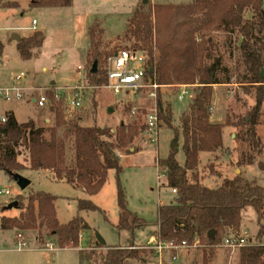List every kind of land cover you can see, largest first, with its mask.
I'll return each mask as SVG.
<instances>
[{
    "label": "trees",
    "instance_id": "16d2710c",
    "mask_svg": "<svg viewBox=\"0 0 264 264\" xmlns=\"http://www.w3.org/2000/svg\"><path fill=\"white\" fill-rule=\"evenodd\" d=\"M71 4L72 0H32L29 6L62 7ZM246 10L251 12V18L243 17ZM163 14L168 15L167 21L165 25L158 26L156 32L153 19L159 22ZM218 31H224L230 39L235 36L236 43L233 45L230 42V55L233 51L236 54L235 68L226 66L217 52L213 36ZM94 37V30L90 28L86 53L88 66L84 74L90 83L79 81L90 89L102 80L98 77V68L95 72L91 71L94 61L98 63L101 58ZM124 39L134 42L131 47L122 49L147 53L150 66L146 68L145 81L160 85L156 90L159 122L174 132L173 143L166 157L158 158L156 165L164 176L163 185L176 190L175 198L174 202L158 206L156 228L149 235L155 233L158 240L174 244L183 241L193 244L197 241L205 246L203 261H210L222 239L238 231L242 211L246 207L254 209L258 225L264 219V185L240 173L223 177L218 186L210 187L200 180L198 173L201 153H215L224 148V125L240 126V137L247 144L236 163L237 168L255 165L264 171V159L261 158L264 145L256 130L264 106V79L260 77V68L264 67V0H191L185 6L156 4L150 13L137 9L128 20ZM42 42L39 30L20 38L16 42L20 58L37 57ZM2 51L0 41V58ZM115 52L106 53L102 62L105 64L106 58ZM233 73H238L239 80L236 82L239 84L258 86L255 103L246 116L235 122L227 116L224 123H213L210 121L212 86L230 83ZM103 81L106 83V69ZM173 83L197 87L196 91H193L194 87L189 89L190 101L181 112L177 126L172 123V104L163 101L159 91L161 86ZM95 107L92 96L90 108L94 111ZM48 108L55 119V125L50 129L37 126L32 119L19 122L11 111L5 113L6 122L0 124V171L9 178L26 168L44 169L53 173L55 179L94 195L103 187L108 169L116 170L117 175L121 171L119 150L126 148L128 151L139 129L148 132L144 121L140 124L135 120L129 124L120 123L113 133L108 127H99L95 122L83 125L79 117H68L61 101L53 100ZM179 135L184 156L182 164L177 161V146H174ZM68 143H71L73 150L71 163L66 156ZM19 146L27 149L28 165L16 159L17 151L14 148ZM56 198L44 191L16 195L14 200L17 201L19 214L1 216L0 229H14L16 233H22L44 228L55 239L58 248L77 247L79 234L89 232L91 228L78 213L99 211L105 216L104 211L90 199L77 198V214L61 224L56 216ZM116 202L119 216L115 229L118 233L127 232L125 246H103L99 243L88 250L80 249V264H125L131 259L146 264L140 255L144 249L136 248L135 235L148 222L127 208L126 194L118 178ZM212 230L213 235L209 234ZM258 232L259 235L264 233L261 226ZM256 240L260 242L257 237ZM98 247H105V250L97 252ZM238 264H264V244L240 248Z\"/></svg>",
    "mask_w": 264,
    "mask_h": 264
},
{
    "label": "rangeland",
    "instance_id": "374dc122",
    "mask_svg": "<svg viewBox=\"0 0 264 264\" xmlns=\"http://www.w3.org/2000/svg\"><path fill=\"white\" fill-rule=\"evenodd\" d=\"M190 2L191 0H72L70 6L29 7L25 0H21L22 10L17 8L18 4L14 0H4L3 2L0 0V6L11 7L6 14L0 13V37L8 36L10 38V42L3 47L0 76L2 79L10 80L14 75L23 71L25 77L21 80L22 86L35 84L61 87L73 85L77 81L90 83L84 74L85 67L88 66L86 53L89 49V30L93 28L94 40L101 55L100 61L97 63V68L100 71L98 77L102 80L92 89H86L80 108H65V112L70 118L79 117L83 125H91L95 122L99 127H108L112 133L120 123L129 124L135 120L141 124L144 121V112L147 113L154 106L156 99L148 96L149 89L146 88L135 93L128 91L114 93L107 89L103 81L107 58L105 64L102 59L106 53L131 47L134 41L124 39V32L128 27V20L135 10L141 9L150 13L156 4H169L174 7L185 6ZM251 16L250 11L243 12L244 18H251ZM167 18L168 15L163 14L159 22L153 19L156 32L158 26L165 25ZM33 19L36 20L34 26L41 32L43 42L37 57L24 60L20 58L15 46L16 40L12 39V36L17 34L20 39L21 36L34 33L35 31L30 28L33 26ZM213 39L223 63L230 68H235L236 54L233 51V54L230 55L231 44L236 43L235 36L230 39L227 33L218 31L214 34ZM33 51H36L35 48ZM78 66L81 69H78ZM261 70L264 71V67H261ZM238 71L239 73L242 71V66L238 68ZM237 74L233 73L230 83L212 86L211 122L224 123L227 116L235 122L246 116L254 105L258 86L239 84L236 82L239 80ZM261 78L264 79V77ZM176 85L178 84L163 85L159 89L163 101L172 104V123L175 126L178 125L179 116L190 101L188 96L182 100L176 98L179 92ZM189 86L190 88L194 87L193 91H196V85ZM92 96L96 102L94 111L90 108ZM9 106L13 108L19 122L32 119L37 126L45 129H50L55 125L54 114L49 111L48 107L39 109L24 101H0V113H3V110ZM109 108H111L110 112ZM222 130L224 148L215 153L203 152L199 155L200 180L207 186L216 187L223 177H233L235 174L241 173L245 178L255 179L259 184L264 185V171H260L257 166L246 165L237 168L236 163L240 154L247 146L240 137L241 127L224 125ZM256 130L262 145H264V106L261 108L259 125ZM150 135L145 129H139L134 134L128 151L126 148L119 150L118 155H123L119 158L121 171L117 175L116 170L108 169L103 187L94 195H88L65 181L55 179L53 173L44 169L30 170L26 168L19 172L30 180V184L25 189H21L16 181L0 171V187H9L11 191V195H0V217L17 216L19 209L17 207L7 208V205L14 201L16 195L25 196L35 191H44L57 196L55 201L56 216L61 224L67 223L77 214V198L90 199L105 214L104 216L99 211L78 213L91 228L89 232L79 234V243L77 247H74L75 249L58 248L55 239L49 236L44 228H41L23 231L22 234L27 243L25 247L18 250L14 244L16 239L13 238L16 235V230H1L3 251L0 254V264H80L78 250H88L92 245H96L95 233L103 238L105 245L125 246L127 232L118 233L115 229L119 216L116 202L117 178L126 194L127 208L148 222L145 228L136 231V248L144 249L140 255L146 264L156 261L157 257L146 242L150 234L149 231L156 226L158 206L174 202L175 198V193L171 191V188L163 185L164 176L156 164L158 158L166 157L173 143L174 132L159 122L156 141H150ZM181 141V135H179L176 142V158L182 164L184 156L181 150ZM14 150L17 151V161L28 165L27 149L19 146ZM66 156L68 162L71 163L73 160L71 143H68L66 147ZM261 158L264 159V150H262ZM241 226L255 238L257 237L260 242H264V233L259 235L258 232L260 226L264 231V219L258 225L252 207H246L242 211L239 229ZM49 241L55 246L53 249L44 248ZM204 248L205 246L199 243L196 247L165 250L161 259L165 264H238L239 251L231 253L223 248H217L214 257L210 261L204 262ZM104 250L105 247H98L96 251L103 252ZM125 264L142 263L131 259L127 260Z\"/></svg>",
    "mask_w": 264,
    "mask_h": 264
},
{
    "label": "built area",
    "instance_id": "2783aa9c",
    "mask_svg": "<svg viewBox=\"0 0 264 264\" xmlns=\"http://www.w3.org/2000/svg\"><path fill=\"white\" fill-rule=\"evenodd\" d=\"M35 24V20H33ZM150 66L149 57L146 52L135 49H120L107 57L106 61V83L105 87L114 93H121L123 91L137 92L141 89H149L148 96L156 99V90L160 85L145 81L146 68ZM81 69L80 66L77 67ZM25 77V73L20 71L14 75L10 80L2 79L0 76V101L3 102H27L41 109L49 107L52 101L63 102L68 109H78L82 106L84 93L87 88L79 81L73 85L67 86H38L31 84L30 86H22L21 80ZM179 89L177 99L182 100L185 96H190V86L187 84L176 85ZM6 122V115L0 113V124ZM144 122L147 124L148 132L151 134L150 141H156L158 134V106L155 102L146 115L144 116ZM173 193L176 190L171 188ZM0 195H11L9 187H0ZM16 239L15 245L18 250L26 246L27 240H25L22 233H16L13 236ZM148 247L154 252L157 257L156 261L147 264H165L162 261V254L165 250H174L179 248L196 247L198 242L193 244H187L183 241L181 244H174L172 242H163L157 239V235L153 233L148 236ZM264 244L256 240L254 235H251L246 228L241 227L238 231L225 236L222 241L216 246L217 248H223L233 253L239 251L244 246H250L255 244ZM55 246L51 241L45 244L46 249H53ZM3 251L2 248V236L0 229V254Z\"/></svg>",
    "mask_w": 264,
    "mask_h": 264
},
{
    "label": "water",
    "instance_id": "95a60500",
    "mask_svg": "<svg viewBox=\"0 0 264 264\" xmlns=\"http://www.w3.org/2000/svg\"><path fill=\"white\" fill-rule=\"evenodd\" d=\"M12 39H15V40H18L19 39V36L17 34H13L12 36ZM97 69V62L94 61L93 63V66H92V69L91 71L92 72H95ZM260 77H264V71H260ZM108 111L110 112L111 111V108L108 109ZM174 146H177L176 143H174ZM12 179L14 181H16L17 185L21 188V189H25L29 184H30V180L24 176H22L21 174L19 173H13L11 175ZM17 206V201H12L11 203H9L7 205V208H11V207H16ZM214 231H209V234L213 235ZM95 236H96V239H97V242L96 244H102V245H105V242L103 240V238L98 234V233H95Z\"/></svg>",
    "mask_w": 264,
    "mask_h": 264
},
{
    "label": "crops",
    "instance_id": "0c3cea01",
    "mask_svg": "<svg viewBox=\"0 0 264 264\" xmlns=\"http://www.w3.org/2000/svg\"><path fill=\"white\" fill-rule=\"evenodd\" d=\"M4 0H1V2H3ZM14 1H16L17 2V4H18V7L17 8H19V9H22L23 10V6H22V3H20L21 2V0H14ZM32 0H25V3H26V5L27 6H29V4H30V2H31ZM1 4V3H0ZM30 7V6H29ZM11 7H8V6H0V13H7V11L10 9ZM33 20H35V19H33ZM33 20H32V25L33 26H31L30 28L33 30V31H36V29H35V26H34V24H33ZM35 24H36V20H35ZM13 33V32H12ZM33 33V32H32ZM32 33H30L29 35H24V36H21V38L22 37H28V36H30ZM0 41L2 42V44H3V47H4V45L6 44V43H9L10 42V38L8 37V36H6V37H0ZM16 42H17V40H16ZM16 46V45H15ZM34 57V56H33ZM0 61L2 62L3 60H2V56H1V58H0ZM0 62V63H1ZM43 70H45V67H43ZM6 80H8V79H6ZM7 111H11L13 114H14V116H15V113H14V110H13V108L12 107H7V108H5L4 110H3V113L5 114ZM15 118H16V116H15ZM17 119V118H16ZM18 121V120H17ZM222 141H223V130H222ZM123 156V155H122ZM122 156H119V158L120 157H122ZM157 167V166H156ZM55 178V177H54ZM63 181V180H62ZM72 186V185H71ZM73 187V186H72ZM75 188V187H74ZM77 189V188H76ZM78 190H80V189H78ZM80 191H82V190H80ZM84 192V191H83ZM242 227V226H241ZM156 228V227H155ZM155 228H153L152 230H154ZM152 230H150V231H152ZM149 231V232H150ZM152 235V234H151ZM148 239V238H147ZM147 242V241H146ZM112 245H115V244H112ZM75 249V248H74ZM76 250H78V249H76Z\"/></svg>",
    "mask_w": 264,
    "mask_h": 264
}]
</instances>
